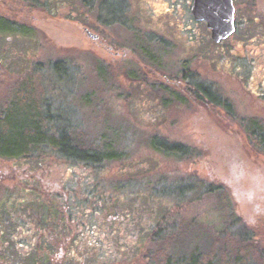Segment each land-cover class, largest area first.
Segmentation results:
<instances>
[{"label": "rangeland", "instance_id": "rangeland-1", "mask_svg": "<svg viewBox=\"0 0 264 264\" xmlns=\"http://www.w3.org/2000/svg\"><path fill=\"white\" fill-rule=\"evenodd\" d=\"M170 2L0 0V18L14 25L0 31V112L14 92H28L39 106L46 100L57 129L122 153L100 165L49 150L39 151L40 162L0 158V264H148L159 223L164 233L195 219L218 225L220 208L236 213L232 232H249L241 245L252 244L264 264V143L245 130L250 118L264 124V16L215 43L192 25L191 0ZM238 5L242 16L245 2ZM166 9L172 41L163 53L151 12ZM123 50L127 57L115 56ZM183 71L192 78L186 88ZM20 184L38 191L41 210L18 207L30 201ZM49 206L58 220L40 231L36 215L53 222Z\"/></svg>", "mask_w": 264, "mask_h": 264}, {"label": "trees", "instance_id": "trees-1", "mask_svg": "<svg viewBox=\"0 0 264 264\" xmlns=\"http://www.w3.org/2000/svg\"><path fill=\"white\" fill-rule=\"evenodd\" d=\"M13 27L11 22L0 18V31ZM201 91L206 92L208 100H211L209 102L220 106L219 96L211 95L209 89L204 86ZM196 97L200 98L197 93ZM45 101L43 99L39 106L40 101L28 92H14L9 105L0 112V158L40 162L42 159L39 157V151L49 150L63 158H75L74 160L86 165H100L104 160L115 159L113 150L102 151L103 148L89 142L82 131H73L66 126L57 129L61 123L60 118L51 116L50 111L43 112ZM245 126L253 141L264 143L262 122L250 118L245 121ZM153 141L155 143L157 140ZM175 148L183 150L182 147ZM121 154L116 158H120ZM210 190L213 189L208 191ZM220 209L219 214L223 220L218 225L195 219L187 224L178 222L176 229L164 233L160 230L159 223L158 230L154 228L151 232L153 247L147 250L144 259L148 264H258L252 244L241 245L251 240V234L245 231L232 232V227L238 222L236 213L230 211L229 216H225L223 208ZM1 213L3 212L0 210ZM116 218L114 217L115 221ZM211 228H214L212 232ZM197 229H201V232ZM193 242L197 243L195 248L187 250L185 247ZM87 243L88 241V246ZM233 243L235 246L231 245ZM35 262L34 257L24 264H36Z\"/></svg>", "mask_w": 264, "mask_h": 264}, {"label": "flooded vegetation", "instance_id": "flooded-vegetation-1", "mask_svg": "<svg viewBox=\"0 0 264 264\" xmlns=\"http://www.w3.org/2000/svg\"><path fill=\"white\" fill-rule=\"evenodd\" d=\"M167 1V6L170 4V5H175V4H173L172 2H170V1H168V0H166ZM244 2H245V9H244V11H243V15L242 16H240V7H239V5H238V2H239V0H230V3H231V5H232V7H233V25H234V31H233V33H231L228 37H230L231 35H233L235 32H238L239 31V29H240V26L242 25V24H245V25H250V24H253V23H256V22H259V20H260V18H261V16H264V15H261L260 13H263L264 14V11L263 10H261V9H264V5H259V3H260V1L261 0H243ZM262 1H264V0H262ZM193 3H194V0H191V4H190V13H191V16H192V25H196V27H198V26H203L204 28H206V32H207V35L206 36H210V38L215 42V43H219L220 41H222V40H224V39H221L220 41H216V40H214L213 38H212V31H211V29L207 26V21L206 20H200V19H196L194 16H193V14H192V6H193ZM169 8H170V6H168ZM257 8V10H255ZM149 9V8H148ZM250 10H253V15H250L248 12L250 11ZM123 11V10H122ZM172 12H170L169 11V9H166L165 11H159V13H156L155 12V10H152V12H151V15H154V18H153V21H156V23H157V25L159 26V30L160 31H163L164 32V34L162 35L164 38H165V41H167L166 43L164 42V44H159V46L161 47V49L159 50V51H161V52H165V53H167L168 51L167 50H169V48H170V46H168V42L169 41H172V37L169 35V33L167 34L166 32H168L165 28H163L162 26H164V23H163V19L165 18V16H167V14H171ZM124 14V13H123ZM264 19V18H263ZM120 21H122V20H120ZM140 21H143V19H141L140 18ZM122 22H124L125 23V21H122ZM132 24H134V23H130L129 24V26H131L132 27ZM147 25H149V24H147ZM150 26V25H149ZM133 28V27H132ZM131 28V29H132ZM140 32H142L143 30H144V28H137ZM154 29V28H153ZM82 30L86 33V35L88 36V37H91L93 40L94 39H98L99 40V46H103L104 47V45H106V43L104 42V40L102 39V38H97V36H95L93 33L94 32H91L88 28H86V27H82ZM183 30H187V28H183ZM200 30V29H199ZM157 31V30H156ZM180 31H182V30H180ZM160 33V32H159ZM96 34V33H95ZM162 34V33H161ZM245 34V36H247V35H253V34H248V33H244ZM149 35V32H147V29H146V31H145V34H144V36H145V38L147 37ZM148 37H154V36H148ZM196 38L197 37V35L194 33V35L191 37V38ZM228 37H226V38H228ZM225 38V39H226ZM112 49V48H111ZM110 48H109V50L108 49H106V47H104V48H102V50L104 51V52H109L110 54L112 53V50H111ZM132 51V50H131ZM147 51L149 52V53H151L150 55L151 56H153V54H154V52L153 51H151L150 49H147ZM167 51V52H166ZM142 52L144 53V54H146L145 52H144V50H142ZM115 54V56H118L119 54H121V55H123L124 57H127V55H128V53H125V51L123 50L121 53H119V52H116V53H114ZM155 55V54H154ZM182 78L185 80V81H183L184 82V87L186 88L188 85L187 84H192V78H187L188 76H186V71H183V74H182ZM188 79V80H187ZM198 86V90H201L202 89V87H203V85H197ZM209 89V91H210V93H211V95L213 94V95H217V94H214V92L212 93V89L209 87L208 88ZM201 96H202V91H201ZM200 94H198L199 96H200ZM21 185V188H20V195H21V198L22 197H28L29 199H30V201L28 200V201H25V200H22L21 202L19 201L18 203H20V205L18 206V207H20L21 205H30L31 206V208L35 211V213H36V207H38L40 210H41V208H40V206H37L36 204H35V202L39 199V196L38 195H36V193L38 192V191H36V190H34V189H31V187L29 186V185H26V184H20ZM12 193V192H11ZM49 208V210H50V212H51V214H52V216H51V218L53 219V222H51V221H49L48 222V219L46 218V216H43V215H41V214H39V215H36V217H37V224H38V226H39V230L41 231L42 230V225H46L44 228L45 229H47V228H51V227H53V223L55 222V221H57L58 219L55 217V216H53L54 215V211L53 210H51L52 208H54V207H52V206H49L48 207ZM9 210H10V208H7V211L9 212ZM43 213V212H42ZM44 214V213H43ZM65 225H67L66 223H65ZM21 230H23V231H25V229L24 228H22ZM42 237H44V238H48L47 237V235H46V233H44L43 235H41ZM25 263V262H24Z\"/></svg>", "mask_w": 264, "mask_h": 264}, {"label": "water", "instance_id": "water-1", "mask_svg": "<svg viewBox=\"0 0 264 264\" xmlns=\"http://www.w3.org/2000/svg\"><path fill=\"white\" fill-rule=\"evenodd\" d=\"M192 14L196 19L207 21L212 38L216 41L228 37L234 31L230 0H194Z\"/></svg>", "mask_w": 264, "mask_h": 264}]
</instances>
